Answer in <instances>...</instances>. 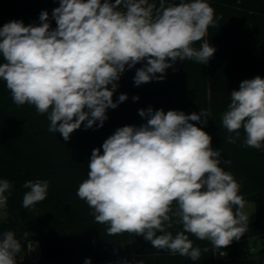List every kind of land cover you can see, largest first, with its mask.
I'll list each match as a JSON object with an SVG mask.
<instances>
[{"label": "clouds", "instance_id": "1", "mask_svg": "<svg viewBox=\"0 0 264 264\" xmlns=\"http://www.w3.org/2000/svg\"><path fill=\"white\" fill-rule=\"evenodd\" d=\"M51 18L55 28L47 10L39 14V26L13 20L0 28V80L17 107L27 104L47 114L48 131L67 142L82 125L103 127L107 110L128 99L122 93L114 101L113 94L137 64L143 66L136 68L135 86L163 81L178 61L208 64L216 48L204 38L223 17L208 0H59ZM199 41L204 42L194 47ZM138 114L146 123L119 127L101 145L102 154L101 148L92 150L76 195L109 236H142L156 255L198 261L209 248L194 246L191 234L226 256L222 249L248 231L250 216L242 183L221 167L231 160H222L211 135L197 126L207 125L209 110L165 113L149 106ZM221 125L234 134L224 142L236 144L243 129V147L264 149V78L245 79L231 91ZM22 187L29 189L22 199L29 210L47 198L50 184L27 180ZM11 192L12 183L0 179V209ZM29 235L0 233V264H17L21 240ZM35 246L30 240L27 251Z\"/></svg>", "mask_w": 264, "mask_h": 264}, {"label": "trees", "instance_id": "2", "mask_svg": "<svg viewBox=\"0 0 264 264\" xmlns=\"http://www.w3.org/2000/svg\"><path fill=\"white\" fill-rule=\"evenodd\" d=\"M208 2L216 15L223 17L216 27H209L204 38L216 48L208 64L178 61L166 70L163 81L135 86L136 68L143 66L137 64L125 71L113 94L114 101L122 93H126L128 99L116 109L107 110L108 119L103 127L85 130L82 125L67 142L59 132L48 131L50 121L47 114L38 115L35 107L27 104L17 107L6 82L0 80V179L12 183L11 195L5 193L8 200L3 209L8 220L0 222V233L11 230L19 239L28 231V240H21V253L30 240H38L43 247L42 264H84L76 259H56L63 250L59 245L70 241L75 247L88 244L97 249L100 263L130 256L135 259L133 264L141 260L143 264H222L218 257L221 250H214L210 243L199 241L191 234L189 238L194 246L209 248L208 252H202L198 261L163 251L156 255L157 250L142 236L128 233L109 236L106 226L95 222L90 214L92 210L76 195L79 184L87 178L92 150L101 148L102 154L101 145L119 127L146 123L138 110L149 106L154 110L163 109L165 113L180 110L185 114H198L201 108L209 110L207 125L197 126L211 135L212 147L221 149V159L231 160L230 166L221 164V167L232 172L242 183L241 194L256 208V219L240 240L259 238L264 251V149L243 147V129L236 144L224 142L228 135L234 134L228 133L221 125V114L230 103V96L224 95V90H239L243 80L257 75L264 78V0ZM58 6L59 0H0V28L13 20H22L25 26L37 25L35 11L47 10L51 15ZM51 27L56 25L51 24ZM203 42H196L194 47L199 48ZM254 43L263 48L261 56L251 53ZM4 62L0 55V63ZM133 96H139V100L134 102ZM37 179L49 181L48 196L34 208L25 209L22 199L29 189L22 186L27 180ZM171 231L175 234L176 229ZM237 242L234 240L222 251L232 256L236 253Z\"/></svg>", "mask_w": 264, "mask_h": 264}, {"label": "rangeland", "instance_id": "3", "mask_svg": "<svg viewBox=\"0 0 264 264\" xmlns=\"http://www.w3.org/2000/svg\"><path fill=\"white\" fill-rule=\"evenodd\" d=\"M39 14H40L39 12L35 11L34 18L38 26L40 24ZM49 20L52 26L56 25L55 21L51 18V15H49ZM250 51L255 56H261L263 54V48L259 43L252 44ZM230 93H231L230 89L224 90L223 92V94L226 96L227 95L230 96ZM245 210L248 212L250 219H252L253 214L255 213L254 203L247 202ZM7 220H8V216L6 211L0 209V222H7ZM250 240H251L249 241L250 243L246 244L244 247H246L249 250L254 248L255 252L253 253V255L255 256L257 255L259 259L251 260L247 258L245 256L246 252L243 251L244 247L243 245H241L240 247L237 248L236 253L233 254L232 256L229 255L227 252L228 255L227 260H222L220 254H218L219 260L222 261V264H264V256L261 255V251H260L262 250L261 243L258 241V239H250ZM59 246H61L60 248H63V250L62 249L60 250L59 252L60 254L56 259H64V260L76 259L78 262L84 263L86 258H91V264H99L101 262V258L98 250L88 244H82L78 247H75L73 242L67 241V242H62Z\"/></svg>", "mask_w": 264, "mask_h": 264}, {"label": "built area", "instance_id": "4", "mask_svg": "<svg viewBox=\"0 0 264 264\" xmlns=\"http://www.w3.org/2000/svg\"><path fill=\"white\" fill-rule=\"evenodd\" d=\"M34 242L35 250L28 252L27 245L23 253L16 256L17 264H42L43 262V247L40 241L32 240ZM28 244V243H27ZM247 258H252L251 254L246 252L245 255ZM222 260H227L228 255L221 256ZM135 259L130 256H124L118 259L104 261L100 264H133Z\"/></svg>", "mask_w": 264, "mask_h": 264}, {"label": "crops", "instance_id": "5", "mask_svg": "<svg viewBox=\"0 0 264 264\" xmlns=\"http://www.w3.org/2000/svg\"><path fill=\"white\" fill-rule=\"evenodd\" d=\"M255 219H256V208H255V213L253 214L252 219H250V220H252V221H250V223L254 222ZM250 239H258V241L262 245V242H261V240L259 238H249V239H244V240L238 241L237 244H236L237 245V248L240 247L241 245H243V247H244L246 244H249L250 243L249 241H251ZM243 251L244 252H248V254H251L252 255V258H249V259H251V260L259 259L257 255L256 256L253 255V253L255 252V249L254 248L249 250L246 247H244ZM260 251H261V255L264 256L263 247H262V250H260Z\"/></svg>", "mask_w": 264, "mask_h": 264}]
</instances>
